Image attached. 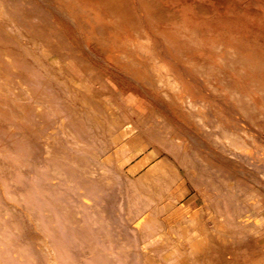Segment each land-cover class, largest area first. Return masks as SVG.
Wrapping results in <instances>:
<instances>
[{
  "label": "rangeland",
  "instance_id": "1",
  "mask_svg": "<svg viewBox=\"0 0 264 264\" xmlns=\"http://www.w3.org/2000/svg\"><path fill=\"white\" fill-rule=\"evenodd\" d=\"M0 22L39 55L4 89L0 264H264V0H0ZM30 90L44 124L15 118Z\"/></svg>",
  "mask_w": 264,
  "mask_h": 264
},
{
  "label": "bare ground",
  "instance_id": "2",
  "mask_svg": "<svg viewBox=\"0 0 264 264\" xmlns=\"http://www.w3.org/2000/svg\"><path fill=\"white\" fill-rule=\"evenodd\" d=\"M8 1H10V0H8ZM11 3V2H10ZM13 3V2H12ZM85 3V2H84ZM83 4V3H82ZM12 5V4H11ZM82 5L80 6V9H79V13H77L78 15H80V14H82V13H80V11H84L82 8ZM84 7V6H83ZM86 10V9H85ZM87 12L85 11L81 16H83L84 18H85V16H87V14H86ZM86 14V15H85ZM21 15V14H20ZM88 15H89V13H88ZM92 16V15H91ZM88 17V16H87ZM93 18V17H92ZM20 19H21V17H20ZM86 19V18H85ZM96 22H97V20H98V22H104L103 21V18L101 17V16H96ZM3 22V21H2ZM4 24V23H3ZM1 22H0V113H2V112H4V113H8L7 111H8V105L10 104V100L7 98V94L6 93H8V92H5V87L7 86V87H9L10 85V82H11V76L13 75V76H16L19 80H18V82L19 83H21L22 82V80L23 79H25V78H30V74L28 73V68H29V66H32V63H31V61H30V59H28V55L30 54L31 56L30 57H32V58H36V60L38 59V56L39 55H36L34 52H30V53H27L26 52V50H28V49H23L22 48V50H20V49H17L15 46H13L12 45V43H13V39L11 38V36H9V34H8V32H7V30H6V27L3 25ZM104 24V23H103ZM9 28V27H8ZM107 30V29H106ZM108 31H110V36H114V38L116 39V38H118L119 36H118V34H116L115 32H113L111 29H109L108 28ZM113 33V34H112ZM109 36V37H110ZM17 37V36H16ZM15 38V37H14ZM19 38V37H18ZM20 38H22V37H20ZM17 39V38H16ZM189 39V38H188ZM190 40V39H189ZM193 40V39H192ZM227 40V39H226ZM114 41V40H113ZM23 42V41H22ZM25 42V41H24ZM45 42H47V40H45ZM224 42V41H223ZM242 42H243V40L242 39H233V38H231V40H229V41H227L226 42V46H227V44H229V45H232L233 46V49H232V51H231V54H229V57L230 56H232V57H227L226 55H225V51L223 50V47H219V46H217L218 48H220L219 50L220 51H218L216 54V56L214 55L213 57L215 58L216 57V59L218 60V63H217V65L219 64V61L220 62H222L221 64H219L218 65V67L217 68H219L220 69V67H221V65L222 66H226V68H229V67H227V65H233V66H231L230 68L233 70V71H231V69L229 68V69H226V70H228V73H227V78L228 79H232V80H234L235 82L237 81V74H240V73H242L243 72V70L245 71L247 68L246 67H248L249 66V63H250V61H251V59L249 58V55H246L245 54V52L243 51L244 49H241L240 48V46H238V45H242ZM225 43V42H224ZM234 44H236V45H234ZM43 45V44H42ZM114 45V44H113ZM225 46V45H224ZM231 46V47H232ZM243 46V45H242ZM184 47H186L187 48V51H188V47L185 45ZM186 48H185V50H186ZM228 48V47H227ZM226 48V49H227ZM222 49V50H221ZM32 50V49H31ZM182 50H184V49H182ZM181 49H180V51L182 52H180L179 50H177V52L176 53H179V55H183L184 56V54H185V50H184V52L182 51ZM218 50V49H217ZM29 51V50H28ZM187 51H186V53H187ZM36 52V51H35ZM133 53V52H132ZM149 53H150V51H149ZM153 53H155L154 51H153ZM184 53V54H183ZM219 53V54H218ZM137 54V53H136ZM159 54V53H158ZM158 54H157V56H158ZM201 54V53H200ZM208 54H209V52H208ZM50 55V54H49ZM49 55H46L45 57H50ZM151 55V54H150ZM207 55V54H206ZM235 58H237L238 57V59H234V57ZM255 58H263L264 59V55L262 54V51L260 50V51H258L256 54H255ZM133 57V56H132ZM152 57V56H151ZM153 57H156V56H154L153 55ZM159 58H161L160 56H158ZM204 57V56H203ZM202 57V58H203ZM41 58V57H40ZM175 58V57H174ZM212 58V57H211ZM227 58V59H226ZM49 59V58H48ZM155 59H157V58H155ZM205 59V58H204ZM210 59V58H209ZM228 61L229 59L231 60V61H228V62H231L230 64L229 63H227V61ZM33 60V59H32ZM43 60V59H42ZM47 60V59H46ZM164 60V59H163ZM207 60V59H206ZM233 60H238V61H233ZM40 61H41V59H40ZM142 61V60H141ZM158 61H159V59H158ZM158 61H157V63H158ZM165 61V60H164ZM163 61V62H164ZM209 61H211V60H209ZM224 61H226L225 62V64H224ZM36 62V61H35ZM34 63V62H33ZM48 63V62H47ZM52 63V62H51ZM133 63V62H132ZM167 62H165V64H166ZM227 63V64H226ZM235 63H237V64H235ZM241 65H240V64ZM44 64V63H43ZM60 64V63H59ZM164 64V65H165ZM239 64V65H238ZM246 64H248V66L246 65ZM47 65H49V64H47ZM216 65V66H217ZM236 65H238V66H240V67H238V66H236ZM244 65H246L245 67H244ZM192 66V65H191ZM45 67V66H44ZM161 67V66H160ZM162 67H164L163 65H162ZM162 67L161 68H159V69H161L162 70ZM237 67L239 68V70L241 71L240 73L237 71V73H235L236 72V70H237ZM260 68L262 71H264V61H261V64H258V66H254L253 67V70H256V68ZM223 68V67H222ZM221 68V69H222ZM234 68V69H233ZM246 68V69H245ZM258 68V69H259ZM35 69H36V67H35ZM224 69V68H223ZM236 69V70H235ZM154 70V69H153ZM158 72V71H157ZM161 72V71H160ZM179 72V71H178ZM174 75V74H173ZM37 76V75H36ZM39 76V75H38ZM168 76V75H167ZM171 76V78H172V75H170ZM169 76V77H170ZM219 76H221V75H219ZM40 77V76H39ZM215 77V76H214ZM222 77L223 76H221V77H219V80L220 79H222ZM227 78H223V79H226L227 80ZM165 79V78H164ZM216 79H217V77H216ZM31 80V79H30ZM218 80V79H217ZM218 80V81H219ZM225 80V81H226ZM231 80V81H232ZM13 81V80H12ZM36 81H37V79H36ZM165 81V80H164ZM221 81V83L220 82H215V80H214V82L215 83H218V85L219 86H221L220 84H223V81L222 80H220ZM39 82V81H38ZM220 83V84H219ZM225 83V82H224ZM13 84V83H12ZM43 84V83H42ZM89 84V83H88ZM238 84L240 85V87H243V86H241V82H238ZM9 85V86H8ZM226 85H228V84H226ZM3 86V87H2ZM233 87H235L236 88V85H232ZM231 85H230V87H232ZM13 87V86H12ZM37 87V86H36ZM227 88V87H226ZM243 88H245V87H243ZM92 89V88H91ZM234 89V88H233ZM7 90V89H6ZM244 90V89H243ZM31 94H32V100L30 101V102H28L27 104H25L26 102H24V101H15V102H13V100H12V102L14 103V104H16L15 106H16V110H17V112L18 113H16V111H15V113L17 114L16 116H15V118H17L18 119V117H20L21 119L23 118V116L24 115H26L25 113H24V110L25 109H21V108H23V106L24 105H29V107L30 108H32V110H34V112H36V114H37V116L38 117H41L42 119H43V124L45 123L44 121H47V119L45 118V115L43 114V112L41 111V109H40V107H41V105H40V102L39 103H37L38 101H39V98L41 99V98H43L42 97V95L41 94H39L38 93V91H36V90H33V91H29ZM199 92V91H198ZM242 92V91H241ZM163 93V92H162ZM224 94H225V92H223ZM12 94H14V93H12ZM240 94V93H239ZM247 96H245V97H250L251 99L252 98H254V94H252V93H245ZM221 95V94H220ZM11 96V95H10ZM202 97V96H201ZM13 98V97H12ZM47 98V97H46ZM36 99H38V101L36 100ZM44 100H46L45 98H44ZM47 100L49 101L50 99H48L47 98ZM232 100H234V99H232ZM216 101V100H215ZM225 101V100H224ZM248 101H249V99H248ZM12 103V104H13ZM49 103V102H48ZM50 103H51V101H50ZM236 104V103H235ZM222 105H224V104H222ZM52 106V105H51ZM187 106V105H186ZM218 109V108H217ZM188 110V109H187ZM13 111V110H12ZM190 111V110H189ZM193 111V110H192ZM10 112H11V109H10ZM26 112V111H25ZM219 112V111H218ZM12 114V113H11ZM244 114V113H243ZM8 116L10 117L11 115H10V113L8 114ZM18 116V117H17ZM226 116V115H225ZM25 117V116H24ZM14 119V118H13ZM114 121H115V119H113ZM29 120H27V122H28ZM116 122H118L117 120H116ZM233 122H234V120H233ZM21 123V122H20ZM19 123V124H20ZM41 125H42V120H41ZM114 123V122H113ZM119 123V122H118ZM25 124V123H24ZM24 124H21V128H22V130L23 129H25V130H28V129H26V126L24 125ZM35 124V123H34ZM10 125V124H9ZM8 124H6V122H5V120L3 119L2 120V118L0 117V128L3 130V131H5L6 133L7 132H9L8 130V126H9ZM16 125V124H15ZM27 126L29 125V124H26ZM38 125V124H37ZM40 125V124H39ZM39 126V127H43V126ZM46 125H47V122H46ZM35 126V128H30V125L28 126L29 127V129L30 130H28L29 131V134L31 133V135H33V137L32 138H36V139H38V140H41L45 145H47L48 144V139H49V135H47V134H43V132H41L40 131V129H37L36 127H38V126H36V125H34ZM34 126H32V127H34ZM45 126V125H44ZM223 126V125H222ZM15 127V126H14ZM109 128H114V127H112V125H111V127L109 126ZM117 129H115V130H113V131H111V129H110V133H109V136H108V138L110 139V141H111V144H113V147L115 148V151L117 152L118 151V146H120L121 145V147H123L124 145L122 144L123 143V141L121 140V137H122V135L123 134H125V131H120L121 130V128H122V126H117L116 127ZM51 129V128H50ZM49 129V130H50ZM52 130H53V128H52ZM2 131V132H3ZM21 131V130H20ZM40 131V132H39ZM52 132V131H51ZM28 133V132H27ZM39 133H41V135L39 134ZM105 133V132H104ZM25 135V134H24ZM22 136V135H21ZM124 136V135H123ZM154 137V136H153ZM170 141V140H169ZM130 142H132V143H140L139 142V139L136 137V136H134V137H132L131 139H130ZM132 170V169H131ZM197 231V230H196ZM184 234H185V236H187L188 238L190 237L189 235H188V233H187V230L186 229H184ZM187 239V238H186ZM190 240V239H189Z\"/></svg>",
  "mask_w": 264,
  "mask_h": 264
}]
</instances>
